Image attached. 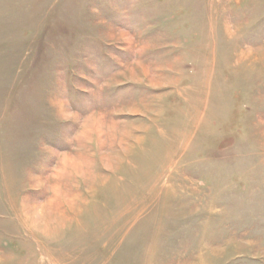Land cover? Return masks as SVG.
<instances>
[{
    "label": "rangeland",
    "instance_id": "1",
    "mask_svg": "<svg viewBox=\"0 0 264 264\" xmlns=\"http://www.w3.org/2000/svg\"><path fill=\"white\" fill-rule=\"evenodd\" d=\"M0 264H264V0H0Z\"/></svg>",
    "mask_w": 264,
    "mask_h": 264
},
{
    "label": "bare ground",
    "instance_id": "2",
    "mask_svg": "<svg viewBox=\"0 0 264 264\" xmlns=\"http://www.w3.org/2000/svg\"><path fill=\"white\" fill-rule=\"evenodd\" d=\"M28 216H30V215H28ZM29 222V221H28ZM28 225V224H27Z\"/></svg>",
    "mask_w": 264,
    "mask_h": 264
}]
</instances>
